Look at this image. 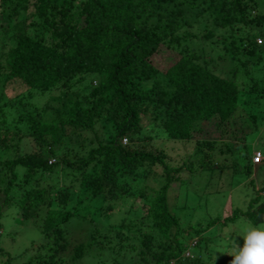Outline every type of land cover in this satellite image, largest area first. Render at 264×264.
<instances>
[{
    "label": "trees",
    "instance_id": "obj_1",
    "mask_svg": "<svg viewBox=\"0 0 264 264\" xmlns=\"http://www.w3.org/2000/svg\"><path fill=\"white\" fill-rule=\"evenodd\" d=\"M3 5H8L12 12ZM172 6H176L175 9ZM183 6L187 9L201 6L215 29H227L224 31L228 36L224 37L223 43L230 39L227 51L231 53V59L233 53L245 56L240 64L246 67L248 58H262L264 43L257 44L256 37L264 40V11L259 10H264V0H0V14H6L7 20L13 19L20 10L25 13L11 25L0 24L5 38L2 43L5 50L0 54V75L5 81H18L28 91L43 93L65 88L51 100L57 101L61 107L43 106V110H50L55 116L48 122H41L38 115L33 117L25 105L20 107L27 112L20 119L28 125L30 135L54 156L52 148L62 143L66 126L81 132L93 131L98 122L113 127V133L106 141L98 136L91 140L97 147L91 148L85 156L71 160L65 153L49 163L45 151L41 153L40 150L37 154L0 160V173L8 171L15 179V169L20 167L29 173L39 171L52 175L61 165L80 172L100 164V176L93 180L92 187L94 194L102 195L105 191L106 194L112 193L116 188L118 174L127 171L135 174L145 164L150 168L159 166V188L152 189L150 195H145L143 190L138 192L145 212L141 220L147 221L148 231L138 229L137 236L142 237L138 243L141 247L134 250L135 259L131 264H197L198 257L185 255L188 249L181 237L201 233L196 227L187 232L180 227L178 217L170 211L167 198L171 186L184 179V170L191 173V165L186 160L171 165L164 149L157 150L147 144L143 148L141 117L149 113L153 120H158L167 139L187 142L199 136L195 134L203 124H216L215 127L220 128L226 123H235V116L242 117L238 105L242 94L264 97V85L258 88L257 83L251 81L248 90L243 92L235 80L214 75L197 62L196 55L185 48L179 49L181 42L192 37L188 33H176L182 27L179 18L186 10ZM254 10L261 13L256 14ZM251 12H254L253 16ZM252 29L258 33L256 37L250 32ZM205 36L211 37L212 33L209 31ZM162 45L181 54L166 67V84L156 78L159 69L152 63L153 55ZM88 76L94 85L90 82L85 86L89 90L82 98L77 94L73 98L69 89L74 83L85 82ZM148 82L150 85H145ZM165 86L172 89L169 91ZM252 116L245 119L248 121ZM1 125L0 146L9 148L13 139L21 140L6 123ZM238 126V134L236 127L233 131H225L230 140L224 146L232 155L234 172L242 170L247 174L254 164L245 146L240 145L245 133L241 130L242 125ZM123 139L125 144L121 143ZM197 139V147L203 143L212 149L210 141ZM206 157L203 168L211 165L210 155ZM14 182L10 179L1 189L2 204L9 202ZM121 191L125 192V189ZM260 192L264 195V185L248 201L245 210H234L221 224L239 217L253 225L263 223L264 196L258 195ZM53 196L52 191L35 185L20 200L26 217L37 216L41 205L48 208L40 229L44 238L52 242L41 248L42 253L49 252L48 260L40 258L36 264H62V260L57 262L55 256L59 249L65 248L63 225L73 213L52 208ZM115 231L119 242L116 252L119 253L129 237L120 230ZM93 234L91 240L99 248L109 242V239L103 240L108 234L100 240ZM83 255L84 246L81 244L75 248L72 260Z\"/></svg>",
    "mask_w": 264,
    "mask_h": 264
},
{
    "label": "rangeland",
    "instance_id": "obj_2",
    "mask_svg": "<svg viewBox=\"0 0 264 264\" xmlns=\"http://www.w3.org/2000/svg\"><path fill=\"white\" fill-rule=\"evenodd\" d=\"M3 7L11 11L8 5H3ZM169 7L167 8L170 9ZM172 7L175 9L176 6ZM183 7L186 10L184 9V14L179 18L182 27L177 29L176 33H188L192 37L181 42L179 49L185 48L187 52L196 55L197 62L207 67L214 75L235 80L238 88L243 92L248 90L251 81H255L258 88L264 85V53L261 54L260 60L248 58L246 67L242 66L240 62H243L246 57L233 53L231 59V53L227 51L230 47V39L223 43L224 37L228 36L224 31L227 29H215L201 6L195 9ZM254 11L256 14L261 13ZM251 15L253 16L254 12H251ZM23 16L25 13L22 10L10 20H7L6 14H0V24L11 25ZM209 31L212 36L206 37ZM250 32L255 37L258 34L253 29ZM4 39L0 31V54L5 50V46H2ZM256 43L261 45L264 40L256 37ZM180 55L176 49L171 50L163 45L153 55L152 63L159 69L156 78H159L163 84H166L164 76L166 67L174 63ZM3 77L1 74L0 130L2 129L1 123H6L21 140L13 139L9 143L11 144L9 148L0 146V160L14 159L15 155L37 154L40 150H42L41 153L45 151L44 155L49 159V163H52L56 156L65 153L72 160L87 155L91 148L97 147L95 141H91L95 136L106 141L108 135L113 133L111 124L103 125L105 122H98L91 132H81L79 129L66 126L62 143L52 148L55 155H49V149L30 135L28 125L22 122L20 117L26 115L28 111L33 117L40 116L41 122H48L55 116L50 110H43V106L49 104L61 107L60 104L57 105V101L51 100L54 96L64 92L65 88L58 87L53 92L39 93L28 91L18 81H5ZM89 78L88 76L83 83L73 84L69 89L73 98L75 94L78 98H82L88 93L89 89L85 86L91 82ZM91 84L94 85V82L92 81ZM145 85H150V82ZM166 89L170 91L172 88L166 87ZM19 101L22 103L20 104ZM24 105L26 111L20 108ZM238 105L242 117L235 116V123H226L220 128L215 127L216 124H203L195 134L199 136L187 142L167 139L158 120H153L154 118L149 113L141 117L140 140L145 144L143 148L149 145L157 150L164 149L171 165H178L186 160L192 167L191 173L184 170L186 173L182 175L184 179L171 186L167 198L170 211L178 217L180 227L184 231H189L191 227L201 230L199 236L181 237L188 249L185 255L198 257L197 264H231L233 257L230 254L234 251L233 241L242 248L243 229L257 226L244 217L221 224L233 214L234 210H245L248 201L264 185V97L252 93L242 94ZM64 109L67 110L68 107ZM251 116L253 118L248 121L245 119ZM240 124L242 125L241 130L245 133L240 145L245 146L250 161L253 163V156L260 154V162L251 165L250 172L247 174L242 170L234 172L232 155L226 151L224 146L230 140L229 135H225V131H233L236 127L235 132L238 134ZM196 139L210 141L212 149L203 143L202 146L197 147ZM121 143L125 144L123 140ZM209 155L211 165L203 168L207 162L206 156ZM57 168V171L50 175V173L39 171L29 173L25 168L20 167L15 169V179L8 171L0 173V207L2 208L0 264L26 262L36 264L40 258L48 260L49 252L47 251L48 254L43 252V254L41 248L48 243L51 244L52 241L45 239L40 229L48 210L47 206L41 205L35 217L24 216L25 209L20 206V200L26 192L34 189L35 185L52 191L54 194L52 208L73 213V217L63 225L65 248L59 249L55 256L57 262L62 260V264H112L117 262L118 264H131L135 259L136 251L134 250L141 247L138 243L142 237L137 236L139 235L138 229L142 232L148 231L147 221L141 220L145 212L143 199L138 192L143 190L145 195H150L153 192L152 189L159 188L161 168L159 166L150 168L145 164L138 168L135 174L133 171L118 174L117 184L114 186L116 188L113 189L116 192L106 194L105 191L102 195L94 194L92 187L93 180L100 176V164L93 168H85L80 172L67 169L65 165ZM10 179L15 182L10 191V200L5 205L2 204L4 196H2L1 189L7 186ZM124 189L125 192H122L121 190ZM258 195L263 194L260 192ZM115 230H120L129 237L125 242V248L119 253L116 252L119 242L117 243L118 240L115 238ZM91 233H94L93 236L95 235L99 240L108 234V237L103 240L109 239V242H106L103 248H99L97 244H93ZM198 239H200L199 243ZM81 244L84 246V255L80 259L72 260L75 248ZM109 248L114 249L108 250Z\"/></svg>",
    "mask_w": 264,
    "mask_h": 264
},
{
    "label": "clouds",
    "instance_id": "obj_3",
    "mask_svg": "<svg viewBox=\"0 0 264 264\" xmlns=\"http://www.w3.org/2000/svg\"><path fill=\"white\" fill-rule=\"evenodd\" d=\"M243 247L235 241L231 264H264V223L243 229Z\"/></svg>",
    "mask_w": 264,
    "mask_h": 264
},
{
    "label": "built area",
    "instance_id": "obj_4",
    "mask_svg": "<svg viewBox=\"0 0 264 264\" xmlns=\"http://www.w3.org/2000/svg\"><path fill=\"white\" fill-rule=\"evenodd\" d=\"M123 142L125 143V140L123 139ZM258 156H253L252 161L253 164H258L260 162L259 158H260V154H257Z\"/></svg>",
    "mask_w": 264,
    "mask_h": 264
}]
</instances>
